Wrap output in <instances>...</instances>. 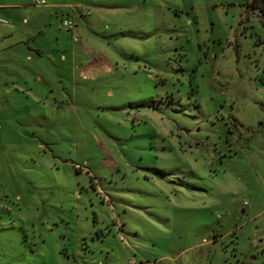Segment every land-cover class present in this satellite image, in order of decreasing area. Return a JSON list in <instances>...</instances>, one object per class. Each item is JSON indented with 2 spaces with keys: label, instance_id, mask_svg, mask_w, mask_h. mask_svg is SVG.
Returning <instances> with one entry per match:
<instances>
[{
  "label": "rangeland",
  "instance_id": "rangeland-1",
  "mask_svg": "<svg viewBox=\"0 0 264 264\" xmlns=\"http://www.w3.org/2000/svg\"><path fill=\"white\" fill-rule=\"evenodd\" d=\"M31 1L0 0V264H264L252 0Z\"/></svg>",
  "mask_w": 264,
  "mask_h": 264
},
{
  "label": "trees",
  "instance_id": "trees-1",
  "mask_svg": "<svg viewBox=\"0 0 264 264\" xmlns=\"http://www.w3.org/2000/svg\"><path fill=\"white\" fill-rule=\"evenodd\" d=\"M250 7L257 13L259 21L264 27V0H252Z\"/></svg>",
  "mask_w": 264,
  "mask_h": 264
},
{
  "label": "crops",
  "instance_id": "crops-1",
  "mask_svg": "<svg viewBox=\"0 0 264 264\" xmlns=\"http://www.w3.org/2000/svg\"><path fill=\"white\" fill-rule=\"evenodd\" d=\"M90 49V48H89ZM91 50V49H90ZM102 61H104L103 62V67H105L104 69H105V71H107V72H111L112 70H113V68H114V64L112 63V61L110 60V59H106V58H104V60H102ZM106 61V62H105ZM95 66H97V65H95ZM99 66H101V64H99ZM85 68H87V66H84ZM84 67H82V68H84ZM96 69L94 70V71H97V72H99L100 71V68H98V66L97 67H95ZM81 71H82V69H81Z\"/></svg>",
  "mask_w": 264,
  "mask_h": 264
},
{
  "label": "built area",
  "instance_id": "built-area-1",
  "mask_svg": "<svg viewBox=\"0 0 264 264\" xmlns=\"http://www.w3.org/2000/svg\"><path fill=\"white\" fill-rule=\"evenodd\" d=\"M31 2L34 5H43V4H45V1L44 0H32ZM64 26L72 27V23L70 21H65L64 22ZM74 35H75L74 41H77V34H76V32H74ZM244 204L246 205V203H244Z\"/></svg>",
  "mask_w": 264,
  "mask_h": 264
}]
</instances>
